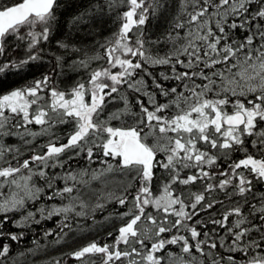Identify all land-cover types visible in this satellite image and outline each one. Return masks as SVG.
<instances>
[{
	"label": "snow or ice",
	"instance_id": "obj_1",
	"mask_svg": "<svg viewBox=\"0 0 264 264\" xmlns=\"http://www.w3.org/2000/svg\"><path fill=\"white\" fill-rule=\"evenodd\" d=\"M46 53L87 76L61 89L37 66L0 93V141L49 138L0 142V264H35L36 240L13 251L25 227L75 244L97 212L113 239L48 264H264V0H0V79Z\"/></svg>",
	"mask_w": 264,
	"mask_h": 264
},
{
	"label": "trees",
	"instance_id": "obj_2",
	"mask_svg": "<svg viewBox=\"0 0 264 264\" xmlns=\"http://www.w3.org/2000/svg\"><path fill=\"white\" fill-rule=\"evenodd\" d=\"M72 0H69V3L71 4ZM68 12H72V8H68ZM112 19L105 21L103 28L100 30L101 35H90L88 38V41L91 42L94 40H100L103 41V37H108L110 34L116 30V24L114 23L116 17L115 14H111ZM68 17L66 16V19ZM168 27L167 22L163 19L159 20V22L156 19H152L151 23L148 25V35H150V38L155 40L158 34H161L164 32V30ZM63 31L65 33H70L72 35H76L75 32L71 30V26L67 23L63 26ZM78 38V37H77ZM154 49H157L160 52L165 51V46L163 44L161 45H153ZM9 55H12V51L10 50ZM71 59V57H69ZM99 63H103V61H100ZM40 68V71H52L55 70L56 76L54 77V82L56 83L57 87L64 89L70 87L77 79L84 78L87 76V72L79 69V68H70L67 66L57 67L55 62V56L53 54H45V57L42 62H36V65L34 66L33 72L30 75H9L7 77H3L0 79V93H2L5 90H9L11 87L19 86L20 84L24 83L26 80H30L33 75L38 76L40 73L35 70L36 67ZM156 73L160 71V68L157 67L154 69ZM134 100V95L130 97ZM112 106L119 107L120 103L117 101L111 102ZM111 110V108L109 109ZM31 139V138H29ZM49 139L48 137H37L34 141H32L29 144H24L23 141L19 137H5L4 141H6L8 144H11L15 147L20 148V151L22 155L27 156L31 154V150L33 148L39 149V144L42 141H46ZM0 141V142H4ZM80 165L83 166L84 161H79ZM67 167V165H66ZM72 167H76V161L72 162ZM96 186H99L98 184ZM112 186L111 184L109 185ZM200 185H196L194 190H199ZM217 198H220L219 196ZM118 207L115 204H111V207L108 209L111 211L113 208ZM223 207L218 206L216 211L220 212L223 211ZM108 215V212H97L95 213L96 217V223L93 225V221L91 217L87 218L85 220V223L89 225L90 227L87 229H83L82 233H77V236L79 237L76 240V243L73 244L71 241L61 244H54L53 241L56 239L55 233L50 234L47 239H45L42 236V232L46 230L48 227L57 228L55 219L42 222L40 224H33L31 226L25 227L23 230L25 231V236L22 238L21 241H16L12 243L13 251H26L27 248L33 247V240H36L39 244V252H37L35 255L31 257L32 260L35 261V264H48L49 257H57L62 252H67L69 248L75 247L78 245H82L83 243L88 242L91 239H95L97 237L100 238L101 242H103L105 239L111 240L112 237H107V232L113 231L114 227H117V224H114L112 221H105L103 218L104 216ZM8 227L11 230L18 231L20 230L17 226L8 225ZM209 227H212V225H209ZM94 260L95 264H99L100 257L97 254L95 257H91L89 264H91V261ZM23 264H31V261L29 260V257L26 255L23 259ZM68 264H78V262L75 259H70L68 261Z\"/></svg>",
	"mask_w": 264,
	"mask_h": 264
},
{
	"label": "rangeland",
	"instance_id": "obj_3",
	"mask_svg": "<svg viewBox=\"0 0 264 264\" xmlns=\"http://www.w3.org/2000/svg\"><path fill=\"white\" fill-rule=\"evenodd\" d=\"M32 127H33V128H38L39 126H38V125H32ZM41 143H42V142L38 143L39 146H40Z\"/></svg>",
	"mask_w": 264,
	"mask_h": 264
}]
</instances>
